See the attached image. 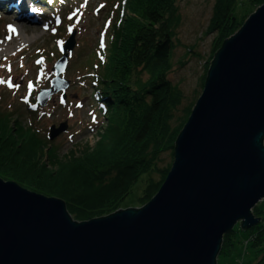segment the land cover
<instances>
[{
	"label": "water",
	"instance_id": "1",
	"mask_svg": "<svg viewBox=\"0 0 264 264\" xmlns=\"http://www.w3.org/2000/svg\"><path fill=\"white\" fill-rule=\"evenodd\" d=\"M74 33L52 72V89L74 48ZM66 125L49 129V141ZM264 199V3L211 61L202 92L176 138L173 162L153 198L86 222L63 201L0 179V264H217L237 223L257 226Z\"/></svg>",
	"mask_w": 264,
	"mask_h": 264
},
{
	"label": "trees",
	"instance_id": "2",
	"mask_svg": "<svg viewBox=\"0 0 264 264\" xmlns=\"http://www.w3.org/2000/svg\"><path fill=\"white\" fill-rule=\"evenodd\" d=\"M120 1L121 10L116 6L113 11L117 14L113 41L96 75L99 81L93 99L103 125L92 147L82 149L78 158L76 154L59 158L54 142L42 137L30 123L24 127L12 120L11 113H0V178L63 200L68 213L79 222L121 209L141 177L146 179L138 206L147 204L170 169V165L160 169L157 164L165 153H170L173 161L176 138L193 108L188 105L178 115L184 96L167 78L174 29L180 23L177 0ZM239 2L249 7L264 0H215L205 32H216L214 55L241 27L242 21L234 14ZM94 55L98 60V54ZM253 214L263 217L257 207ZM234 235L232 230L223 237L217 264H225L219 259L231 256ZM250 238L244 242L245 250L251 249L252 260L246 263L264 264V231L257 228Z\"/></svg>",
	"mask_w": 264,
	"mask_h": 264
},
{
	"label": "rangeland",
	"instance_id": "3",
	"mask_svg": "<svg viewBox=\"0 0 264 264\" xmlns=\"http://www.w3.org/2000/svg\"><path fill=\"white\" fill-rule=\"evenodd\" d=\"M55 1L53 8H45L46 4H40L42 8L34 10L36 13L31 15L32 20L29 25L34 24L37 17L45 18L42 23L36 25L37 30H31L27 25L22 27L21 30L25 37L36 38L31 46L24 49L14 59L0 61V81H2L0 82V113H11L12 120L21 126L29 127L30 123L45 139L48 137L51 126L57 127L64 123L66 131L53 139L56 156L63 158L70 154H76L75 157L78 158L82 156V149L94 145L97 141L96 132L103 125V116L96 110L97 106L92 100V95L97 91L96 85L99 80L98 77L91 76L97 75L99 63L106 61V52L114 36L112 34L115 29L113 25H116L114 20L117 14L113 11L116 6H120L121 10V1ZM31 5L34 7L32 3ZM214 5L215 0H177L175 4L180 23L174 29V50L170 60L172 67L167 78L184 96L178 115L188 105L194 107L204 86L205 72L208 71L209 64L214 57L216 32L205 33L213 15ZM262 5L263 3H255L252 6L243 7L239 2L234 14L237 20L242 21L241 26ZM27 10L25 9L26 12ZM28 16L30 15L28 14ZM11 18H15L13 13L0 9V45L4 41L12 39L16 34L17 25L15 24L17 23H12ZM10 28L14 31H9ZM73 32L74 48L71 55L67 57L66 70L60 77V80L68 83V87L64 92L52 93L43 108L39 107L37 112H31L27 100L33 98L29 102H34L38 91L32 92V86L38 85L37 89L44 90L50 87L54 78L51 69L61 57L59 54L64 42ZM95 53L98 54L99 61L94 55ZM101 57L104 58L102 61ZM39 82H42L41 85L38 84ZM27 86L31 87L27 88ZM6 109L11 112H7ZM92 114L96 116L94 120L91 117ZM45 150L43 149L44 154ZM44 160L42 158L43 163ZM172 162L170 153H165L157 165L160 169L168 165L171 168ZM153 178L159 180V175L154 174ZM145 179L146 177H141L134 184L130 195L119 210L139 207L138 199L143 192ZM256 207L262 211L263 215V217H258L260 218L259 224L244 231L241 229L240 223H237L233 228L235 232L234 250L229 258H220V263L247 264L246 262L252 260L251 249L248 247L245 250L247 246L244 241L256 233L257 228L264 231V199ZM252 215L255 217L253 210ZM70 217L72 218L71 215ZM72 220L76 221L74 218Z\"/></svg>",
	"mask_w": 264,
	"mask_h": 264
},
{
	"label": "bare ground",
	"instance_id": "4",
	"mask_svg": "<svg viewBox=\"0 0 264 264\" xmlns=\"http://www.w3.org/2000/svg\"><path fill=\"white\" fill-rule=\"evenodd\" d=\"M22 4L26 5L27 0H0V6L4 8L3 9L4 12L6 11L13 12L15 15H17L18 18H21L22 16L26 15V11L23 8ZM44 19L45 18L43 17H37L36 18L37 25L42 23ZM11 22L16 23L15 21H12V20ZM15 25H17L15 28V30H17L15 36L8 41L2 42L0 45V61H3V60L9 61V58L10 59L16 58L24 49H28L31 46V43H33L36 39L33 36L32 37L29 36V38L25 37L24 32L21 30L22 27L25 25H23L21 22ZM29 27L31 28V30H37L36 26L34 25L29 26ZM41 83L42 82H39L38 84L41 85Z\"/></svg>",
	"mask_w": 264,
	"mask_h": 264
},
{
	"label": "snow or ice",
	"instance_id": "5",
	"mask_svg": "<svg viewBox=\"0 0 264 264\" xmlns=\"http://www.w3.org/2000/svg\"><path fill=\"white\" fill-rule=\"evenodd\" d=\"M9 31H14V29H9ZM69 31H71V29H69ZM10 38V37H9ZM102 46V45H101ZM10 70V69H9ZM0 82H2V81H0ZM17 87H18V85H17Z\"/></svg>",
	"mask_w": 264,
	"mask_h": 264
}]
</instances>
